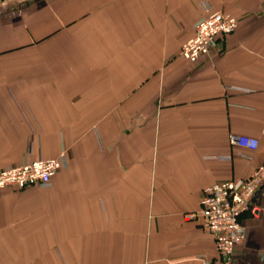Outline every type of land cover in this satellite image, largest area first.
I'll list each match as a JSON object with an SVG mask.
<instances>
[{"label":"crops","instance_id":"0c3cea01","mask_svg":"<svg viewBox=\"0 0 264 264\" xmlns=\"http://www.w3.org/2000/svg\"><path fill=\"white\" fill-rule=\"evenodd\" d=\"M206 5L238 27L190 62ZM63 148L48 185L0 188V264L214 257L204 189L264 162V0H0V170ZM254 203L238 264H264Z\"/></svg>","mask_w":264,"mask_h":264},{"label":"built area","instance_id":"2783aa9c","mask_svg":"<svg viewBox=\"0 0 264 264\" xmlns=\"http://www.w3.org/2000/svg\"><path fill=\"white\" fill-rule=\"evenodd\" d=\"M206 12L194 24L193 35L182 44L180 55L190 62L210 55L221 37L233 33L238 19L221 10L205 6ZM230 141L256 149L259 140L247 135H232ZM68 164L65 148L57 157L28 160L0 170V188L23 189L31 185H48L53 176ZM264 185V162L241 182L224 180L204 189L200 209L194 213L204 230L214 237L216 255L205 256L202 264H238L236 246L246 237L242 215L246 211L255 213L258 208L253 197ZM193 216V214H192Z\"/></svg>","mask_w":264,"mask_h":264},{"label":"water","instance_id":"95a60500","mask_svg":"<svg viewBox=\"0 0 264 264\" xmlns=\"http://www.w3.org/2000/svg\"><path fill=\"white\" fill-rule=\"evenodd\" d=\"M258 194V193H257ZM257 194L253 197V201H255Z\"/></svg>","mask_w":264,"mask_h":264}]
</instances>
